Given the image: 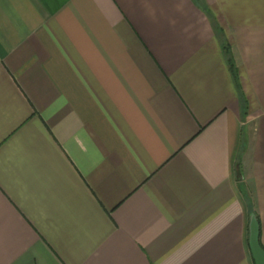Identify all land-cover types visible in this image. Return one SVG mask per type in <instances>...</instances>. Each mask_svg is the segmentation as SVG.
<instances>
[{
	"label": "crops",
	"instance_id": "crops-1",
	"mask_svg": "<svg viewBox=\"0 0 264 264\" xmlns=\"http://www.w3.org/2000/svg\"><path fill=\"white\" fill-rule=\"evenodd\" d=\"M251 208L264 0H0V264H256Z\"/></svg>",
	"mask_w": 264,
	"mask_h": 264
},
{
	"label": "water",
	"instance_id": "water-1",
	"mask_svg": "<svg viewBox=\"0 0 264 264\" xmlns=\"http://www.w3.org/2000/svg\"><path fill=\"white\" fill-rule=\"evenodd\" d=\"M249 243L256 264H264V248L259 240V223L257 216L252 213L249 225Z\"/></svg>",
	"mask_w": 264,
	"mask_h": 264
},
{
	"label": "trees",
	"instance_id": "trees-1",
	"mask_svg": "<svg viewBox=\"0 0 264 264\" xmlns=\"http://www.w3.org/2000/svg\"><path fill=\"white\" fill-rule=\"evenodd\" d=\"M217 29H218V28H217ZM230 66H231L232 71L234 72L233 64H232L231 60H230ZM252 213H254V211H253V209L251 208V214H252Z\"/></svg>",
	"mask_w": 264,
	"mask_h": 264
}]
</instances>
